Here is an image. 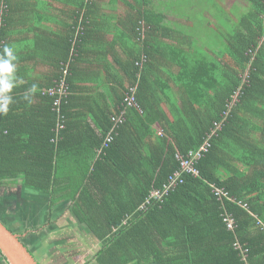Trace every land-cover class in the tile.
Segmentation results:
<instances>
[{
    "label": "trees",
    "instance_id": "obj_1",
    "mask_svg": "<svg viewBox=\"0 0 264 264\" xmlns=\"http://www.w3.org/2000/svg\"><path fill=\"white\" fill-rule=\"evenodd\" d=\"M146 1L0 0V52L12 47L22 66L0 114V184L72 200L100 244L95 264H264V0L229 11L210 0L213 17L236 21L218 35L222 54L165 41ZM118 4L134 9L115 16ZM89 50L98 67L79 68ZM30 60L56 73L27 78ZM132 86L140 110L123 105ZM116 113L125 122L107 145ZM206 139L198 176L152 197L180 172L176 152Z\"/></svg>",
    "mask_w": 264,
    "mask_h": 264
},
{
    "label": "crops",
    "instance_id": "obj_2",
    "mask_svg": "<svg viewBox=\"0 0 264 264\" xmlns=\"http://www.w3.org/2000/svg\"><path fill=\"white\" fill-rule=\"evenodd\" d=\"M244 5L245 3L242 0H236L234 4L223 8L229 11L234 7L241 9V6ZM133 6L136 7L135 5ZM116 7V9H113V14L115 16H124L134 9L132 8L131 10L130 6L122 4H118ZM173 33L175 34V32L163 31L162 34L167 38L165 41L180 37L182 41L186 40L189 42V40L181 34L178 33V35H173ZM106 37L110 40L113 38V34L108 33ZM99 59L100 55L97 53L94 55L90 51L86 55H83L82 61L79 63V68H89L93 70L95 67H98ZM53 65L54 62H51V60L39 62L38 64H36V61L30 60L27 63V71H24L23 68L22 72L30 79L40 77L41 74H55L56 70L53 68ZM16 67L22 66L17 64ZM113 69L116 68L113 67ZM109 72L110 71H108V73ZM170 72L173 74L176 71L170 68ZM109 80H111V78H109ZM85 86L93 87L91 84H85ZM98 88L99 86L96 85V89ZM65 121L64 119V122ZM154 129L157 131L159 129L158 125H155ZM159 132H157L158 135H161V131ZM76 161H80L77 156L68 159L67 162L72 164ZM19 180L22 179L20 178L16 179V181H8L0 184V223L20 237L21 242L30 251L33 257L39 259L36 261L38 264H95L94 256L99 250L100 244L74 213L72 200L60 198L61 202L53 205L50 203L51 199L48 194L38 190L27 189L23 185H20L23 181ZM84 186H86V184H82V187ZM22 189L24 190L23 193L18 194L17 191ZM18 196L20 198H18ZM18 204L20 207H16ZM65 220L70 223L69 228L71 232L66 229L63 233H59L58 229L60 227V222L63 221L65 223ZM62 236L64 237L62 238ZM75 249L80 251L77 257H72V259L66 257L67 251ZM47 250H57L56 254L52 256L54 257L53 259L47 255ZM59 254L64 255L62 259L61 257L59 258ZM0 264H6L1 253Z\"/></svg>",
    "mask_w": 264,
    "mask_h": 264
},
{
    "label": "rangeland",
    "instance_id": "obj_3",
    "mask_svg": "<svg viewBox=\"0 0 264 264\" xmlns=\"http://www.w3.org/2000/svg\"><path fill=\"white\" fill-rule=\"evenodd\" d=\"M215 1L220 2V5L225 8L236 2V0ZM139 5L143 8L148 7V9L154 10L160 15L158 19L160 20V24L167 27L169 31L175 32V35L179 33L187 38L189 42L193 43L192 52L197 49L196 51L199 53L213 52L217 54L220 52L222 54L224 48L221 45L222 40L218 38V35L220 33H227V30L232 29L236 24L234 19L224 20L219 16L220 14L217 15V18L213 17L212 13L214 11L211 9L210 0H147L145 4L139 3ZM225 8L223 9L225 10ZM191 55L193 56V54ZM159 131L162 130L158 129L157 132ZM20 185H24L23 182ZM23 191L22 189L17 192L21 194ZM18 198L20 197L18 196ZM16 207H20V205L18 204ZM69 226L70 223L67 220H65V223L61 221L58 229L59 233H63L66 229L71 232ZM57 250H47L46 253L53 259L54 257L52 256L56 254ZM79 253L80 251L77 249L69 250L66 252V257L72 259V257H77ZM63 256V254H59V258L61 257L62 259ZM34 259L36 261L39 260L37 257H34Z\"/></svg>",
    "mask_w": 264,
    "mask_h": 264
},
{
    "label": "built area",
    "instance_id": "obj_4",
    "mask_svg": "<svg viewBox=\"0 0 264 264\" xmlns=\"http://www.w3.org/2000/svg\"><path fill=\"white\" fill-rule=\"evenodd\" d=\"M135 91H136V87H133V86L130 87L129 92L126 93L125 96H124L123 105L126 108H136L137 110H140L139 109V105L136 102V98H135V95H134ZM60 92L63 93V91H61V90H60ZM116 114L112 115L110 117V121L113 124V127L109 131V133H107V135H106V144L107 145L112 142L113 135H115V136L117 135V132H118L119 128L125 122V118L123 117L122 114H117V115ZM60 128H62V126H60ZM208 139H206L203 142V144L199 147V149L197 151L189 152L186 156H181L180 154H176V159L179 162L180 172L178 171V172L174 173L170 177L169 184L164 185L165 189L163 190V192H160L158 190L152 191V197H154L156 200L160 199L161 196L164 195L169 190V188H171L178 181L180 175H182V174L193 175V176H197L198 175V170H197L196 166H197L199 160L201 159L203 153H206L208 151V149H209L210 144L208 142ZM216 191H220V190H216ZM224 196H226V193H224ZM224 222H225L226 227H227L228 230H233V228H234V220H233V218L231 216H229V217L226 216L224 218Z\"/></svg>",
    "mask_w": 264,
    "mask_h": 264
},
{
    "label": "clouds",
    "instance_id": "obj_5",
    "mask_svg": "<svg viewBox=\"0 0 264 264\" xmlns=\"http://www.w3.org/2000/svg\"><path fill=\"white\" fill-rule=\"evenodd\" d=\"M17 59L18 57L12 47H8V46L3 47L2 52H0V114L8 113L9 106L12 103H14L13 96L11 94L12 90L17 86L19 82H22L19 80V78L16 75ZM35 89H36V85L33 84L32 88L26 91L23 97L24 100L31 103L32 95L34 94ZM176 154H180V153L176 152ZM176 154H175V160L177 161ZM186 155H181V156H186ZM187 176L196 177L193 175H187Z\"/></svg>",
    "mask_w": 264,
    "mask_h": 264
},
{
    "label": "water",
    "instance_id": "obj_6",
    "mask_svg": "<svg viewBox=\"0 0 264 264\" xmlns=\"http://www.w3.org/2000/svg\"><path fill=\"white\" fill-rule=\"evenodd\" d=\"M0 253L7 264H38L20 237L0 223Z\"/></svg>",
    "mask_w": 264,
    "mask_h": 264
}]
</instances>
